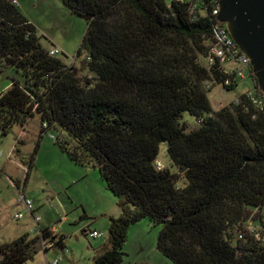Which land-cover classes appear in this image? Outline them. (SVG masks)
I'll return each mask as SVG.
<instances>
[{"label": "trees", "instance_id": "obj_1", "mask_svg": "<svg viewBox=\"0 0 264 264\" xmlns=\"http://www.w3.org/2000/svg\"><path fill=\"white\" fill-rule=\"evenodd\" d=\"M62 2L87 18L77 56L87 52L90 77L51 57L12 0H0V71L22 77L0 94V134L38 116L40 133L59 130L74 164L98 170L121 214L109 219V249L93 264H122L128 229L143 219L160 226L157 250L171 264H264V244L237 239L251 213L264 219V110L240 95L213 112L205 83L236 86L218 65L199 63L212 19L164 0ZM183 114L198 128L188 131ZM162 144L177 173L157 167ZM37 149L20 158L28 167L23 186L13 182L20 194ZM44 243L65 249L63 236L39 229L0 245V264H27Z\"/></svg>", "mask_w": 264, "mask_h": 264}, {"label": "rangeland", "instance_id": "obj_2", "mask_svg": "<svg viewBox=\"0 0 264 264\" xmlns=\"http://www.w3.org/2000/svg\"><path fill=\"white\" fill-rule=\"evenodd\" d=\"M15 1L21 14L35 27L42 46L48 51L57 49L58 58L74 66L80 80L90 77L83 70L87 52L81 50V55L77 56L86 31L85 20L74 15L62 0ZM164 1L167 5L172 2ZM199 63L206 67L203 58ZM13 78L22 80L21 74L13 69L0 71V94L9 88ZM252 89L251 79L247 77L245 81L239 80L233 91L213 86L207 96L213 112H217ZM182 122L188 131L198 128L196 119L188 114H183ZM40 130L39 117L35 116L24 128L14 126L6 136L0 134V245L25 234L34 237L39 229H53L64 237L65 249L44 252L49 249L45 246L27 264H53L55 260H59L58 264H93L97 255L109 249V219L121 214L117 199L107 190L97 169L77 166L61 151L57 143L59 130L49 129L43 134ZM37 145L23 193L32 202L35 221L13 182L18 180L23 186L28 167L20 158L29 157ZM157 162L161 168L177 173L164 144L160 146ZM182 183L181 180L179 184ZM52 201L58 203L63 215L54 208ZM19 214L23 216L21 219L17 218ZM258 219L257 214L251 213L247 225L258 228ZM93 231L100 236L91 238L89 233ZM159 232L160 226H154L147 219L131 225L123 247L122 264H171L157 250Z\"/></svg>", "mask_w": 264, "mask_h": 264}, {"label": "built area", "instance_id": "obj_3", "mask_svg": "<svg viewBox=\"0 0 264 264\" xmlns=\"http://www.w3.org/2000/svg\"><path fill=\"white\" fill-rule=\"evenodd\" d=\"M172 2L187 5L188 13L193 19L197 18L196 14L199 16H208L210 19H212V40L208 45V52L204 58L206 67L211 68L214 65H218L221 72L229 77V79L226 81L227 86L234 85L237 88L238 81H245L248 77L251 79L254 87V76L252 75V67L249 59L241 53L239 47L231 40L225 24H216L215 22V18L219 12V0H172ZM12 4L18 7L17 1L12 0ZM49 55L51 57H57L60 55V52L57 49L52 48L49 51ZM213 85L214 84L212 82H207L205 83V89L211 90ZM243 95H245L254 106L264 110V95H257L254 88L252 90H247ZM237 99L238 98H236L234 103H237ZM157 167L162 169L158 162ZM23 195L24 194H20L21 201L24 203L27 212L30 213L36 221L33 213L32 202ZM22 217V214L17 216L18 219H21ZM248 221L249 219L243 224L242 229L238 232L237 239L244 240L246 238H251L258 243L264 244V219L262 221H259L258 219V228L249 227L247 225ZM89 236L91 238H97L100 236V234L93 231L89 233ZM45 246L50 249L52 244L44 243L43 248ZM58 263L59 260H55L53 262V264Z\"/></svg>", "mask_w": 264, "mask_h": 264}, {"label": "water", "instance_id": "obj_4", "mask_svg": "<svg viewBox=\"0 0 264 264\" xmlns=\"http://www.w3.org/2000/svg\"><path fill=\"white\" fill-rule=\"evenodd\" d=\"M218 7L216 24H225L231 40L249 59L259 87L264 89V0H219ZM53 205L63 215L56 201Z\"/></svg>", "mask_w": 264, "mask_h": 264}, {"label": "crops", "instance_id": "obj_5", "mask_svg": "<svg viewBox=\"0 0 264 264\" xmlns=\"http://www.w3.org/2000/svg\"><path fill=\"white\" fill-rule=\"evenodd\" d=\"M18 181V180H17ZM52 202H54V201H52ZM54 234H57V233H55L54 232V230L53 229H50ZM95 232V231H94ZM59 236H62L61 234H59Z\"/></svg>", "mask_w": 264, "mask_h": 264}]
</instances>
